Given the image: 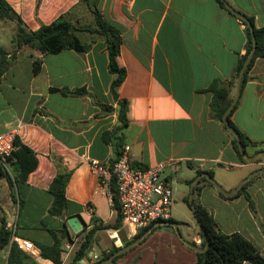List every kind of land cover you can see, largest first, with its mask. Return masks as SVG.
Instances as JSON below:
<instances>
[{
  "label": "crops",
  "instance_id": "obj_1",
  "mask_svg": "<svg viewBox=\"0 0 264 264\" xmlns=\"http://www.w3.org/2000/svg\"><path fill=\"white\" fill-rule=\"evenodd\" d=\"M6 1L26 28L35 30L71 11L79 0ZM226 1L252 18L255 27L264 25V0ZM78 7L70 12L72 20L81 25L93 20L86 8ZM97 8L121 35L117 62L125 76L116 97L110 89L114 75L108 68L103 37L78 31L80 40L89 45L86 51L42 54L28 46L15 49L11 41L15 21L0 19V46L7 52V66L0 76V132L15 130L16 138L37 159L26 180L14 182L13 188L0 177V224L4 222L18 238L34 245L33 254L18 247L20 264H54L35 245L53 242L47 227L65 226L76 241L92 226L114 222L116 213L97 187L90 158L111 164L118 150L128 145L131 165L165 162L163 175L172 188L178 184L172 193L171 218L183 222L178 225L182 238L197 246L205 241L197 219L175 208L174 195L184 200L196 170L211 171L214 180L231 191L244 177L264 168V57L254 61L229 116L249 142L247 154H256V149L262 153L242 161L232 134L212 108L214 84L228 87L227 98L234 97L238 60L247 42L243 19L216 0H97ZM4 29H10V39L3 37ZM31 53L42 61L38 73L33 72ZM75 89L84 93L61 91ZM119 100L126 102L128 123L113 135L119 125ZM61 169L71 170L64 217L47 211L52 199L47 189ZM247 181L243 192L232 196L197 182L196 200L209 209L220 231L241 233L264 257V174H254ZM134 235L123 222L117 229H97L88 258L80 264H87L92 255L99 258L113 246L121 247ZM125 251L116 264H197L198 257V251L175 230L165 228L151 229ZM8 256L9 246H0V264H7Z\"/></svg>",
  "mask_w": 264,
  "mask_h": 264
},
{
  "label": "trees",
  "instance_id": "obj_2",
  "mask_svg": "<svg viewBox=\"0 0 264 264\" xmlns=\"http://www.w3.org/2000/svg\"><path fill=\"white\" fill-rule=\"evenodd\" d=\"M222 7L224 4L221 0H216ZM82 6L86 8L88 12L92 14V21H85L84 24H79L78 21H74L70 18V12L76 8ZM240 12V11H239ZM244 15V14H243ZM246 16V15H245ZM247 17V16H246ZM250 23L253 26V33L256 38V49L254 55L247 64L244 73L241 79L240 90L243 88L246 81L249 79V70L252 67L254 61L259 57H264V25L261 27H255L253 20L250 17H247ZM0 19H11L15 21V31L12 36V43L15 49H18L22 46H28L33 50H37L42 54L47 53H57L63 49H74L76 51L84 52L89 47L88 44L83 43L77 35L78 31H88L96 33L98 36L103 37L107 52H108V68L114 77L110 84L111 93L113 96H117L116 88L125 76L124 68L120 67L117 62V57L120 51L121 45V35L119 30L105 21L98 8L97 0H79L78 5L73 7L71 11L63 13L55 18L53 21L47 24H41L35 30H29L26 28L24 22L19 15L13 10L11 5L6 0H0ZM79 20V19H78ZM245 24V31L247 36L246 49L245 53L239 57L237 65V74L247 56L249 51L252 48V34L248 24L242 20ZM6 51L0 46V76L4 72L7 66L6 61ZM33 57V72L38 73L41 70V59L34 56ZM228 87L218 86L214 84L212 87L214 93V99L212 102V108L215 110V114L219 120L222 118V114L226 107L231 102V98L228 96ZM55 88L52 87V90ZM63 92H69L73 94H83V89H75L71 91L61 90ZM118 121L119 125L113 130V135L122 129L128 123L126 117V102L124 100L118 101ZM235 105L228 114L229 123L234 127V129L240 134L241 142L246 150L248 146L247 138L235 127L231 122L229 116L233 111ZM232 143L235 148L239 158L244 161L243 155L240 153L236 139L233 135ZM15 149L12 152L8 161L13 159L9 166H4L0 164V177H3L9 183V186L13 188L14 182L25 181L28 173L33 170L37 164V159L32 153V151L22 144L15 136L14 140ZM117 145H121L120 136L117 137ZM260 151L256 149L255 152ZM122 151L118 150V156ZM134 166V164H132ZM142 169L146 167L135 165ZM204 172L203 170H196V174ZM212 175L211 171H208ZM71 170L61 169L59 170L48 186V192L51 194L52 199L51 203L47 209L48 213L58 217H64L67 213V199L65 196V187L67 181L70 177ZM200 181L205 182L206 184L213 186L212 183L204 176L200 177ZM190 182V181H189ZM241 187L240 191L236 194L243 192L246 184ZM199 189L198 184L194 186V204L195 209L193 210L194 216L198 217L200 220V225L203 228L207 238H208V248L203 252H197V264H243L244 262H249L251 264H264V257L261 255L257 247L244 235L239 232L224 233L219 230L217 224L209 211L205 206L201 205L196 200V194ZM110 191L112 193V208L116 213L114 222L98 224L92 226L90 229L85 230L82 234L78 236V239L74 242L73 252L69 255L66 261H63V252H64V241H73L72 236L69 234L67 228L64 226L62 228H53L47 227L48 232L53 237V242L51 244H43L41 242H35V245L40 250V255L44 258L50 259L54 264H80V261L83 258H88V253L91 249V242L95 231L99 228H119L122 223L116 187L115 183L112 180ZM12 196L15 198L14 192ZM187 204L190 206L188 200ZM22 205V200L20 199V207ZM169 221H175L170 218ZM177 225L183 223L175 221ZM152 224L146 226L145 228L139 230L131 239L124 240L123 245L128 244L133 239L140 236L146 229H148ZM156 228H165L174 232V228L171 225H156L152 229ZM201 230V229H200ZM264 233V228L262 229ZM16 233V232H15ZM202 233V232H201ZM12 230L5 227L3 222L0 225V246L7 247L9 246V256L7 264H20L21 259L19 258L20 249L17 246V243L14 240H11ZM205 241L202 242L203 246ZM120 247L113 246L108 252H103L102 255L96 259L93 264H100L105 258H107L114 251L118 250ZM126 251H123L116 256H114L109 262L111 264H116V260L124 254ZM17 256V258H16Z\"/></svg>",
  "mask_w": 264,
  "mask_h": 264
},
{
  "label": "built area",
  "instance_id": "obj_3",
  "mask_svg": "<svg viewBox=\"0 0 264 264\" xmlns=\"http://www.w3.org/2000/svg\"><path fill=\"white\" fill-rule=\"evenodd\" d=\"M15 130L0 132V164L8 166V158L15 149ZM125 145L120 155L111 164H105L96 158H90L88 163L97 176V187L105 192L112 202L110 186L115 183L116 193L123 224L132 235L150 224L169 221L173 204V188L169 178L163 175L167 167L165 162H157L145 169L132 166L129 163ZM172 167H177L172 164ZM12 240H17L20 249L33 254L32 241L18 238L14 230ZM73 241L64 245L63 260L67 259L73 250ZM87 264H93L96 255L91 256Z\"/></svg>",
  "mask_w": 264,
  "mask_h": 264
},
{
  "label": "water",
  "instance_id": "obj_4",
  "mask_svg": "<svg viewBox=\"0 0 264 264\" xmlns=\"http://www.w3.org/2000/svg\"><path fill=\"white\" fill-rule=\"evenodd\" d=\"M222 3L224 4V6L229 9L231 12H233L234 14H236L237 16H239L241 19H243L249 26L250 30H251V34H252V48L249 51V53L247 54L239 72H238V76H237V82H236V90H235V94L234 97L232 99V101L230 102V104L227 106V108L224 110L223 114H222V121L225 125V127L227 128V130L235 137L236 139V143L238 146V149L240 151V153L243 155L244 159L246 160H254L260 153H262L263 151H259L256 154L249 156L241 142V137L240 134L234 129V127L229 123L228 120V114L231 111V109L233 108L234 104L236 103L239 93H240V85H241V79H242V75L244 73V70L247 66V64L249 63L250 59L252 58V56L254 55L255 49H256V38L254 36L253 33V26L250 23V21L248 20V18L243 15L241 12H239L238 10H236L233 6H231L226 0H221ZM257 173H263L264 174V168H259L258 170H255L254 172H252L249 176L244 177L239 184L231 191H226L224 190L215 180L214 178L209 174V172H202L200 174H198L194 180L191 182L190 184V193H189V199L188 202L190 204V207L192 210L195 209V204H194V186L195 184L198 182V180L200 179V177L204 176L206 177L211 183L212 185L223 195L225 196H232L235 193H237L240 188L243 186L244 182H246L251 176H253L254 174ZM197 222L199 224V227L201 229L202 235L204 237L205 243L203 246H197L195 244H192L188 241H185L179 231L178 225L175 221H161V222H157L155 225H171L175 232L177 233L178 237L183 240L188 246H190L191 248H193L196 251L199 252H203L205 250H207L208 248V238L203 230V228L200 225V220L198 219V217L196 216ZM154 225V226H155ZM153 225L150 226L148 229H146L140 236H138L137 238L133 239L131 242H129L126 245L121 246L118 250L114 251L112 254H110L107 258H105L100 264H105L107 262H109L114 256H116L117 254L129 249L130 247H132L134 244H136L138 241H140L141 239H143L147 233H149V231L154 227Z\"/></svg>",
  "mask_w": 264,
  "mask_h": 264
},
{
  "label": "rangeland",
  "instance_id": "obj_5",
  "mask_svg": "<svg viewBox=\"0 0 264 264\" xmlns=\"http://www.w3.org/2000/svg\"><path fill=\"white\" fill-rule=\"evenodd\" d=\"M2 34H3V37L4 38H8V39H10L11 38V33H10V29H4L3 31H2ZM176 186L178 187V184H173V191L175 192V188H176ZM183 186H184V188L187 190V187L183 184ZM175 194V193H174ZM189 199V194H185V198H184V200L183 201H181V200H179V199H177V198H175V195H174V206H175V208L177 207L180 211H182L184 214H188V216H190V217H193V220H194V216H193V213H192V211H191V209H190V207L188 206V204H187V200ZM176 216H178V217H180L179 216V214H175ZM3 220V218H2V216L0 217V221H2ZM3 222H1V224H2ZM0 224V225H1ZM102 255V254H101ZM100 255V256H101ZM99 256V257H100ZM97 259H98V257H97ZM96 260V259H95ZM105 264H111L110 262H107V263H105Z\"/></svg>",
  "mask_w": 264,
  "mask_h": 264
}]
</instances>
